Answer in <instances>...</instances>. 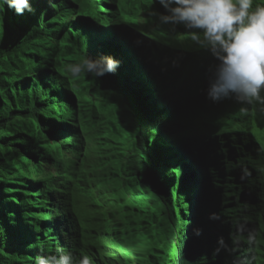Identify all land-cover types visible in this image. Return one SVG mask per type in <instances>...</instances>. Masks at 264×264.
<instances>
[{"label":"trees","instance_id":"1","mask_svg":"<svg viewBox=\"0 0 264 264\" xmlns=\"http://www.w3.org/2000/svg\"><path fill=\"white\" fill-rule=\"evenodd\" d=\"M156 1L30 0L27 26L0 5V264L67 252L92 264H264V212L245 222L249 200L204 153L209 142L187 143L189 124L212 120L170 93H185L194 70L166 47L181 39L151 14ZM145 18L154 30L139 29ZM109 55L115 73L68 72ZM139 83L135 104H121ZM249 140L238 146L251 155ZM196 164L213 184L193 223L182 179ZM207 224L204 248L195 229Z\"/></svg>","mask_w":264,"mask_h":264},{"label":"clouds","instance_id":"2","mask_svg":"<svg viewBox=\"0 0 264 264\" xmlns=\"http://www.w3.org/2000/svg\"><path fill=\"white\" fill-rule=\"evenodd\" d=\"M156 3L159 10H153L151 14L161 25L174 26L181 39L180 45L173 43L166 47H171L175 54L179 51L180 62L194 70L185 93H179L177 87H169L170 93L181 99L183 106L193 110L198 120H212L205 131L198 129L196 124L195 127L189 124L193 134L186 135L187 143L191 148L193 144H201V147L205 142L214 144L213 150L208 144L203 146L204 153L212 152L214 157L209 160L221 167L222 179L230 177L235 188L249 200L243 202V216L246 217L245 222L253 220L257 217L255 213L264 212V113L260 112V106H256L257 102L264 106V0H158ZM3 4L14 8L15 14L20 15L17 24L27 26L35 22L27 19L33 15L26 11L33 14L38 11L36 7L32 8L30 0H0V5ZM182 38L193 42V45H186ZM120 63L111 55L104 61L89 57L81 63L69 65L68 72L71 77L82 74L101 77L115 73ZM140 86L139 83L138 88ZM138 88H134L133 93L137 97L133 95L132 100L126 98L121 104L134 105L141 92V87ZM233 93L241 103H219L223 98H231ZM248 106L255 111H247ZM205 132L206 138L203 137ZM246 139L255 144L250 147L251 155L240 152L242 148L238 146ZM241 158L245 159V165L240 164ZM185 167L183 196L191 207H197L190 209L194 223L198 220L193 216L194 210L203 205L199 204L205 198L203 193L213 182L199 164ZM51 169L56 170L54 167ZM214 228L220 231L216 225ZM212 232L209 224L195 229L196 235L203 240L204 248L205 237H210ZM233 238L236 241L239 236L234 234ZM207 258L205 261L210 260ZM35 264H92V261L87 254L77 258L67 252L39 255Z\"/></svg>","mask_w":264,"mask_h":264},{"label":"rangeland","instance_id":"3","mask_svg":"<svg viewBox=\"0 0 264 264\" xmlns=\"http://www.w3.org/2000/svg\"><path fill=\"white\" fill-rule=\"evenodd\" d=\"M153 28V30L155 29V26L150 22V20L148 18H145V21L143 22V20L141 19V21L139 22V29H141L143 32L147 30V27ZM49 250H51L49 248ZM24 259H27L26 257H24Z\"/></svg>","mask_w":264,"mask_h":264}]
</instances>
